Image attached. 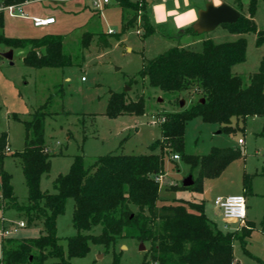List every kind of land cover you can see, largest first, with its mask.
I'll return each instance as SVG.
<instances>
[{"label": "rangeland", "instance_id": "1", "mask_svg": "<svg viewBox=\"0 0 264 264\" xmlns=\"http://www.w3.org/2000/svg\"><path fill=\"white\" fill-rule=\"evenodd\" d=\"M96 1L101 3V0H26L23 5L25 17L10 18L4 13V36L13 39L62 36L63 52L71 59V65L62 69H33L23 63L26 50H12V59L8 61L1 55L9 50L0 46V134L7 135L9 148V152L5 151L2 167L10 175L13 195L20 203H25L27 199L20 160L16 157L24 145L23 122L30 121L32 115L44 104V143L54 155L50 158L49 173L41 178L40 189L52 192L53 180L68 172L75 156H82L84 165L89 166L96 158L109 154H159L158 149L150 148L160 139L159 116L179 112L197 101L198 96L193 92L169 93L149 87L146 79L136 76L146 60L174 47L184 46L199 51L204 40L220 44L243 37L247 44L245 60L235 65L232 73L240 76L243 83L247 84L248 77L257 72L264 56V44L256 47V35L253 33L234 35L228 32L225 25H221L203 34H178L172 18L162 27V32L146 38L142 37V22L138 19L136 27L122 34L118 41L114 35L106 36L111 46L100 50L96 44L98 35L109 34V29L119 34L122 21L131 17L132 12L121 10L115 0H109L107 5L100 4L98 8L93 5ZM146 1L149 7L161 2ZM189 1L191 5L203 8L211 3L210 0ZM226 1L241 16L248 17L249 0H240L241 6L238 9L234 5L235 0ZM167 8L170 10L174 7L167 3ZM138 15H141L140 11ZM48 17L54 18L53 25L42 28L33 26L32 18ZM253 20L257 30L264 29V3L261 0L256 3ZM84 33L92 35L86 49L80 45ZM190 42L193 43L188 44ZM110 92L126 93L130 100L143 96L144 114H124L116 118L106 116ZM181 101L184 102L183 107ZM263 123L264 120L260 119L248 120L242 130V123L238 122L237 125L233 120L232 126L237 125L238 128L232 133L220 132L218 125L204 123L200 118H194L186 124L185 155H208L213 148H234L241 152V156L232 161L219 177L203 181V195L179 188L186 177L191 175L196 178L198 174V169H191L183 159L173 160L172 156L164 155L163 175L159 176V197L164 203L203 202L208 220L217 230L229 233L239 230L244 224L240 226L238 222L225 221L216 215L213 201L218 197L243 194V176H251L249 191L244 194L245 222L251 223L253 228L245 240V247L239 240L233 242V256L238 264H264V176L259 175L264 166V136L260 134ZM239 139L243 144L237 143ZM72 210L73 202L68 200L65 212L56 219V234L62 246H65L66 238L76 234L71 223ZM20 222L25 223L23 215L4 209L0 194V258L3 229L18 228ZM92 233L99 234L100 227H95ZM42 234L43 227L38 223L18 228L11 237L37 238ZM89 247L85 257L72 259L71 262L112 264L115 255L118 264H152L150 254L146 253L148 244H143L144 249L141 251V243L135 240H119L108 251L102 246L90 244Z\"/></svg>", "mask_w": 264, "mask_h": 264}, {"label": "trees", "instance_id": "2", "mask_svg": "<svg viewBox=\"0 0 264 264\" xmlns=\"http://www.w3.org/2000/svg\"><path fill=\"white\" fill-rule=\"evenodd\" d=\"M115 1L121 10L132 12V15L122 21L119 34L98 35L96 44L100 50L111 46L106 36L114 35L118 41L122 34L136 27L138 19L142 22L143 38L162 32L150 24L144 0ZM257 1L249 0L248 17L240 15L236 23L225 25V28L234 35L255 34L256 47H260L264 44V29L257 30L253 20ZM25 2L0 0V5ZM234 5L240 8V0H235ZM3 27L4 13L0 12V46L8 50H26L25 66L62 69L71 65L70 57L63 52L62 36L13 39L4 36ZM184 34L194 33L189 27ZM91 40L92 35L84 33L81 47L86 49ZM246 45L243 37L220 44L204 40L199 51L174 47L146 60L136 76L146 79L149 87L169 93L193 92L198 96L197 101L179 112L159 116L165 119L160 123V139L150 147L158 149L159 154H109L96 158L89 166L84 165L82 156H75L68 172L53 180L52 192L40 189L41 178L49 173L50 158L54 155L44 143L46 113L43 109L46 104L41 106L30 121L23 122L24 145L16 154L27 191L25 203L14 197L10 175L3 170L5 151L9 148L7 135L0 134L3 208L23 215L25 227L38 223L43 227V234L37 238L2 237L0 264H73L72 259L83 258L89 253L90 244L108 251L117 241L126 239L148 244L146 253L150 254L152 264H238L233 256V242L239 240L245 247L253 225L247 223L230 233L219 231L206 217L203 202L164 203L159 197L160 185L156 178L163 175L164 155H177L191 169H198L193 185H180L179 188L201 194L205 179L219 177L241 156L234 148H213L203 156L185 155L183 150L186 124L194 118L216 124L220 132L226 133L237 129L238 122L244 130L248 120H264V56L257 72L248 77L247 84L232 73L235 65L244 62ZM144 112L143 96L130 100L126 93H109L106 116H140ZM233 120L237 122L236 127L232 126ZM260 134L264 136V123ZM259 175L264 176V166ZM250 181L251 176H243L245 192L249 191ZM68 200L73 202L71 223L76 234L66 238L62 246L56 234V219L65 212ZM95 227H100L99 234L92 233ZM112 264H118L115 255Z\"/></svg>", "mask_w": 264, "mask_h": 264}, {"label": "built area", "instance_id": "3", "mask_svg": "<svg viewBox=\"0 0 264 264\" xmlns=\"http://www.w3.org/2000/svg\"><path fill=\"white\" fill-rule=\"evenodd\" d=\"M108 3H109V0H101V3L96 1L93 3V5L98 8L100 4L106 5ZM23 5L24 4H15V5H8V6L0 5V12L6 13L10 18H23L25 17L23 13ZM31 21L35 28L47 27L55 23V20L53 17H48L46 19L32 18ZM108 33L112 34L113 32L109 31ZM137 33H139V31H137ZM81 81H84V78H81ZM158 121L159 123H162L165 121V119L161 118ZM237 143L241 145L243 144V141L239 139L237 140ZM7 152H9V149H7ZM171 158L173 160L179 159L177 155H174ZM156 181L160 183L161 178L157 177ZM213 205L216 209L220 211V216L223 218V220L238 222L240 226L244 224L246 201L243 195L228 196V197H223V198L218 197L214 199ZM241 211H243V215L240 214ZM18 228H25V223L20 222L18 225ZM18 228L17 227L13 229H9V227L4 228L2 231L3 232L2 237L6 238L8 236H11L12 233H16ZM263 247H264V244H263Z\"/></svg>", "mask_w": 264, "mask_h": 264}, {"label": "crops", "instance_id": "4", "mask_svg": "<svg viewBox=\"0 0 264 264\" xmlns=\"http://www.w3.org/2000/svg\"><path fill=\"white\" fill-rule=\"evenodd\" d=\"M144 1L146 3L148 18H149L150 24L154 28L163 30L162 27L164 25H167L168 20L170 18H172L174 20V27L178 31V34L184 33V31L187 28L191 27L197 19L198 11L203 9V7H195V5H191L189 0H187V2H186V0H178V3H177V0H171L170 2L165 1V0H163V1L160 0L161 2L153 3L150 7H149L148 1H146V0H144ZM210 1L214 6H219V5L225 3L226 5L233 8V5L229 4L226 0H219V4H217L215 2V0H210ZM167 3H171L174 8L169 10L167 8ZM158 5H163V7H157ZM181 9H184V10L181 11ZM151 11H152V13H151ZM109 31H112L114 33V31L111 29H109L108 32ZM192 43L193 42H190L188 44H192ZM253 120H255V119H253ZM242 192H243V194L236 193V195H243L245 197V195H244L246 193L245 190L242 189ZM203 194H204V190L201 194H199V196H201ZM233 196H235V195H233ZM207 199L209 201L210 197L208 196ZM216 210L217 209L215 208V214L218 215L216 213ZM245 219H246V211H245ZM245 224H247V222L244 221V225ZM9 237H11V236H8L6 238H9Z\"/></svg>", "mask_w": 264, "mask_h": 264}, {"label": "water", "instance_id": "5", "mask_svg": "<svg viewBox=\"0 0 264 264\" xmlns=\"http://www.w3.org/2000/svg\"><path fill=\"white\" fill-rule=\"evenodd\" d=\"M240 14L232 7L221 4L219 6H214L212 3L206 4V6L198 11L197 19L191 26L194 34H203L213 31L215 28L221 25H231L237 22ZM8 61H11L13 53L9 50L1 55ZM203 102V101H201ZM181 107H183L184 102L181 101ZM193 185V177L189 175L186 177L182 183V187H190ZM216 213L220 215V211L217 209ZM141 251L144 249L141 243Z\"/></svg>", "mask_w": 264, "mask_h": 264}, {"label": "clouds", "instance_id": "6", "mask_svg": "<svg viewBox=\"0 0 264 264\" xmlns=\"http://www.w3.org/2000/svg\"><path fill=\"white\" fill-rule=\"evenodd\" d=\"M186 2H187V0H186ZM215 2H216L217 4H219V0H215ZM177 3H178V0H177ZM157 7H163V5H158ZM240 214L243 215V211H241Z\"/></svg>", "mask_w": 264, "mask_h": 264}]
</instances>
